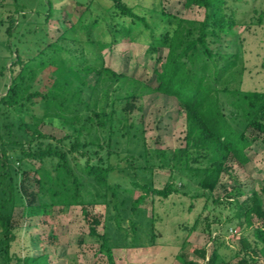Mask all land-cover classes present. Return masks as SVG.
<instances>
[{"label":"trees","instance_id":"trees-1","mask_svg":"<svg viewBox=\"0 0 264 264\" xmlns=\"http://www.w3.org/2000/svg\"><path fill=\"white\" fill-rule=\"evenodd\" d=\"M33 1L38 5L34 20L25 23L11 15L7 28L13 54L11 75L0 94V264H57L45 252L19 256L12 251L18 206L24 216L37 217L74 205L87 214V205H104L101 247L109 250L113 264L114 243L154 241L155 217H148L142 206L148 198L176 192L204 197V208L210 200L227 203L234 212L224 222L244 226L241 247L231 256H223L217 247L211 254L206 247L195 248L203 261L181 253L179 264H258L264 259V181L251 202L214 195L230 159L246 165L252 144H264V90L243 88L246 62L240 51L219 52L211 45L236 26L263 25L264 0H185L187 8L204 9L201 19L163 5L139 8L124 0L100 7L94 0H76L84 4L78 15L64 11L61 16L63 0L60 5L56 0ZM56 16L62 32L47 39L42 24ZM121 42L147 46L145 58L155 61L156 84L105 65L103 51ZM152 92L175 97L185 110V146L168 150L148 145L142 99ZM49 123L62 135L42 128ZM157 167L172 171L162 188L150 179ZM28 178L37 183L30 195L23 186ZM240 187L236 183L234 194L241 193ZM136 188L142 191L137 197ZM127 220L130 228H124ZM147 228L151 231L145 237L141 230ZM91 231L97 233L95 224Z\"/></svg>","mask_w":264,"mask_h":264},{"label":"rangeland","instance_id":"rangeland-1","mask_svg":"<svg viewBox=\"0 0 264 264\" xmlns=\"http://www.w3.org/2000/svg\"><path fill=\"white\" fill-rule=\"evenodd\" d=\"M124 1L139 8L163 5L166 9L189 18L201 19L204 16L203 8L199 6L187 8L184 6L185 0ZM63 2L64 7L59 12L61 16L66 11L75 17L84 7V4H77L76 0ZM94 2L97 7L111 4V0ZM261 2L262 0H255L254 3ZM56 3L60 5L59 0H56ZM21 6L24 7L23 11L16 12ZM37 9V2L33 0H0V94L5 90V84L11 75L9 66L13 53L6 42L9 18L13 15L17 20L23 19L27 23L34 20ZM24 12L28 15L22 18ZM238 12L243 19L248 20L249 16L240 10ZM56 18L57 16L48 22L43 21L42 26L46 28L47 39H56L62 32ZM16 30L15 28L14 35L18 34ZM211 45L219 52L240 51L246 62L243 88L264 90V24L236 26L230 32L221 33ZM146 47L141 42L115 44L103 51L105 65L156 84L153 71L155 61L146 60ZM161 52L165 53V50ZM3 69L4 76L1 75ZM95 80L96 75L88 85L87 97L90 96ZM142 103L146 140L150 147L173 150L186 145L189 120L175 97L152 92L144 95ZM42 128L47 132L62 135V130L51 123L42 125ZM248 153L251 160L246 165L230 159L227 170L215 189V197L232 199L237 196L241 202L244 200L251 202L255 198L264 181V144L260 140L255 141ZM171 175L172 171L169 168L157 167L152 170L150 179L155 187L162 188L171 179ZM234 177L238 179L237 182ZM114 178L127 183V179L120 176ZM238 182L241 193L236 195L234 187ZM23 186L29 195L37 189V183L33 178L24 180ZM141 192L140 189H134V196L137 197ZM204 203V197L193 198L182 192L173 193L168 198L149 197L142 206L146 208L148 217H155L154 241L145 239L144 243L135 246L129 241L126 245L114 243L110 251L114 259L113 264H179L178 256L181 253L186 254L188 259L202 262L203 259L194 251L195 248L202 247H206L208 254L217 247L223 256H231L241 247L239 235L244 226H239L235 222L233 224L224 222L234 212L229 204L216 205L210 200L208 206L204 208ZM85 208L87 214L83 212L81 205H74L64 209L56 208L48 216L26 217L23 215V207L18 206L14 213L17 238L13 242L12 251L19 256L39 255L45 252L50 255L51 261L57 264H112L107 257L109 250L101 247L103 242L101 235L105 229V207L97 204L87 205ZM96 219L98 222H94ZM197 219H199L197 227L189 232L190 226ZM91 224H95L97 233L91 231ZM123 225L124 228H130L129 220L123 222ZM150 231V228L143 229L141 234L146 237V234L150 235ZM184 241L185 247L182 246ZM263 261L261 257L258 264H263ZM13 264H16V260Z\"/></svg>","mask_w":264,"mask_h":264}]
</instances>
